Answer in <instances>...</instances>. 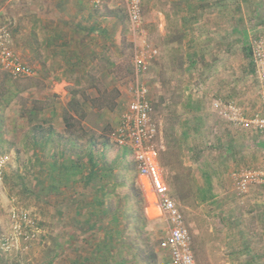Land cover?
Masks as SVG:
<instances>
[{
    "label": "rangeland",
    "instance_id": "374dc122",
    "mask_svg": "<svg viewBox=\"0 0 264 264\" xmlns=\"http://www.w3.org/2000/svg\"><path fill=\"white\" fill-rule=\"evenodd\" d=\"M37 3L0 0V23L10 28L14 44L19 37L29 38L26 47L12 48L34 71L15 78L0 68V157L7 160L0 194V264H68L78 249L85 257L102 241L106 228L99 224L124 230L129 261L136 254L146 260L151 247L160 252L158 212L142 189L140 195L131 189L137 174L133 159L111 140L137 85L135 74L127 71L142 40L159 50L144 81L159 126L161 164L197 264H264V178L259 174L264 172V131L234 124L213 107L221 101L242 109L249 120L261 115L252 47L264 43V0H142L143 25L137 34L124 0H103L92 6L96 13L107 4L105 14H115L108 24L114 36L104 39L102 52L100 41L85 45L76 17L64 28L71 32V44L62 57L45 45L48 21L44 25L33 16ZM42 6L48 10L49 2L43 0ZM104 87L107 92H98ZM89 99L110 102L112 108H94ZM71 106L73 132L64 122ZM90 141L97 145L100 164L112 167L116 176L110 185L117 186L105 197L107 215L95 206L88 209L94 186L54 189L52 165L62 161L59 153L76 158L77 152L85 162ZM241 181L246 191L239 189ZM93 208L97 215L89 216ZM14 210L36 223L33 240L13 237ZM113 214L121 221L118 227L108 225ZM94 223L98 226L90 230ZM5 238H15L9 251L1 248ZM70 238L75 244H66ZM161 254L157 264L164 259Z\"/></svg>",
    "mask_w": 264,
    "mask_h": 264
},
{
    "label": "built area",
    "instance_id": "2783aa9c",
    "mask_svg": "<svg viewBox=\"0 0 264 264\" xmlns=\"http://www.w3.org/2000/svg\"><path fill=\"white\" fill-rule=\"evenodd\" d=\"M102 1L94 0V3L99 5ZM124 2L133 31L137 34L142 31L143 25L142 0H124ZM255 44L252 47V56L261 86V115L249 120L242 109L232 103L225 104L221 101L213 102V107L219 115L234 124L244 126L251 124L255 129L264 131V43L260 41ZM12 46L10 28L0 23V68L15 78L32 76L33 68L20 59ZM158 56V48L145 40H142L140 46L135 47L133 65L137 85L119 123L111 132V140L129 151L137 169L138 185L143 190L149 207L157 210L162 222V236L158 240V247L165 257L161 259L160 264H197L192 250L191 234L183 214L170 194L161 164L157 144L159 126L153 118L150 90L144 81L151 64ZM6 161L5 157H0V194ZM259 174L264 178V172ZM238 185L241 191L247 190L245 181H241ZM11 216L14 222L13 237L23 235L24 241L28 242L37 236L34 228L36 223L27 213L14 210ZM13 240L15 238L3 239L1 248L5 251L11 250Z\"/></svg>",
    "mask_w": 264,
    "mask_h": 264
},
{
    "label": "trees",
    "instance_id": "16d2710c",
    "mask_svg": "<svg viewBox=\"0 0 264 264\" xmlns=\"http://www.w3.org/2000/svg\"><path fill=\"white\" fill-rule=\"evenodd\" d=\"M134 56V53L133 55ZM129 75L135 74V68L133 66H129V69L127 71ZM98 92L105 93L107 92V88L104 87V90L98 89ZM100 99H89L88 102H90L91 106L98 109H109L112 108V105L110 106V102H104V100L99 101ZM97 102H101V104H97ZM114 105V103H113ZM73 108H71L65 111L64 115V122L66 131L73 132L72 130L75 127L76 118L74 117V113L72 114ZM42 127L39 126V129ZM186 133H182V136H185ZM72 147H75V142L72 141ZM97 149V145L94 141H90L89 149L87 154L85 155L86 161L84 162V157L81 156L79 153L76 154V158L73 157H66V155L62 152L59 153L60 159L62 161L55 160L52 168L53 170H56V174L53 175L56 187L55 190L58 189L59 186H63L65 188H68L71 185H76L79 183V185H83L91 187L94 186L96 190L95 196H93L91 201L86 202L88 209L92 207H97L98 211L100 210L104 215L108 214L110 212L108 207H105L106 198L110 192H112V189H115L117 186V183L115 182L113 185H110L111 179L115 178L116 176L113 173L112 167H107L104 164L101 165L99 162V159L96 157L95 150ZM75 150V149H74ZM73 150V152H74ZM126 150V149H125ZM128 150H126L127 152ZM129 152V151H128ZM65 156V158H64ZM133 170L136 169L135 163L133 161L132 165ZM125 169H129V166H125ZM137 174L135 177V180L131 186V189L136 191L137 195H140L141 187L138 185L137 182ZM123 184V183H121ZM60 190V188L57 190V192ZM59 193V192H58ZM97 209L87 210L89 212V216H96L97 215ZM79 210H82V207L79 208ZM79 210L77 211L79 213ZM84 211V210H83ZM119 216L117 214L112 215V221L109 224H115V227H118L121 221H119ZM98 223H94L89 228L90 230H95ZM99 224V229L106 228L105 229V236L102 239V241H98V243L95 246L91 247L90 252L87 254V256L84 257L82 248L78 249V254L75 259L70 261V264H157L159 253L151 247L150 253L147 255V259L143 260L140 259V255H137L132 258V261H129L128 258L124 256V248L126 245V242L123 241V233L124 230H120L117 228H110L107 226L102 227ZM118 225V226H117ZM121 226V225H120ZM139 228V227H138ZM137 228V229H138ZM124 229V228H123ZM121 242L122 248L118 247L117 243ZM84 242H87L84 240ZM131 247V244L129 245ZM115 250V252H114ZM117 250V251H116ZM80 252V253H79ZM82 252V253H81ZM131 262V263H130Z\"/></svg>",
    "mask_w": 264,
    "mask_h": 264
},
{
    "label": "crops",
    "instance_id": "0c3cea01",
    "mask_svg": "<svg viewBox=\"0 0 264 264\" xmlns=\"http://www.w3.org/2000/svg\"><path fill=\"white\" fill-rule=\"evenodd\" d=\"M46 1L49 2L48 10H44L46 9V7L42 6L43 0H38V3L36 4L37 7H35L37 10L34 11L33 14L35 15L33 16L40 19V21H42L44 25H46L45 22L48 21V28H47L48 35L45 45L47 47L49 46V50L51 52H54V54L59 52V55L61 57L64 56L66 52L65 47L71 44V41L69 39L71 32L67 31V29L64 28L65 27L69 28L68 26L70 25V21L74 19L76 20V17L80 20V26H81L80 31L84 33L85 45H89L93 41L94 42L100 41L101 46L99 48L100 49L99 51L102 52L104 48V41H105L104 39L105 38L108 39L110 35L112 37L114 36L115 29L114 30L113 28L110 29L108 24H109V20L115 19V14L112 13V11L109 12L107 15L105 14L103 8L107 4L101 7L102 10H98L95 13L92 6V4H95L94 0H46ZM34 36H36L35 33ZM28 39H29L28 37L27 38L19 37V41H18L19 44L17 45V43L15 44L13 43V46L15 45L17 46V48L19 46L26 47L27 43L29 44L30 42ZM37 42L38 40L36 36V39L34 37V40L32 41L31 44L34 51L37 50ZM85 51L88 52V49H86ZM79 58L80 57H78V59ZM75 60H77V58ZM159 231L160 229L158 228L157 231L158 235H159ZM71 243L75 244V241H73L72 238H70L69 242L66 244L70 245ZM159 251H160L159 254H161L160 249ZM161 256L165 257L163 252ZM76 257L77 256L70 257V261H72ZM66 263L70 264L69 261Z\"/></svg>",
    "mask_w": 264,
    "mask_h": 264
}]
</instances>
